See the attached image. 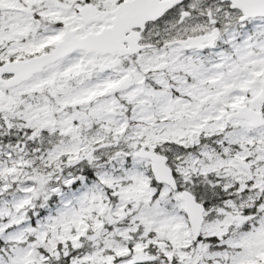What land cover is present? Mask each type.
Wrapping results in <instances>:
<instances>
[{"label": "snow or ice", "instance_id": "6c2138e0", "mask_svg": "<svg viewBox=\"0 0 264 264\" xmlns=\"http://www.w3.org/2000/svg\"><path fill=\"white\" fill-rule=\"evenodd\" d=\"M0 264H264V0H0Z\"/></svg>", "mask_w": 264, "mask_h": 264}]
</instances>
